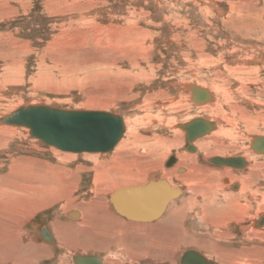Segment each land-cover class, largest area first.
I'll list each match as a JSON object with an SVG mask.
<instances>
[{
	"label": "rangeland",
	"instance_id": "374dc122",
	"mask_svg": "<svg viewBox=\"0 0 264 264\" xmlns=\"http://www.w3.org/2000/svg\"><path fill=\"white\" fill-rule=\"evenodd\" d=\"M262 46L264 48V0H0V118L25 106H48L69 111L107 112L126 118L131 116L137 120L142 118L141 122L142 120L145 122L144 116L148 114L145 110L147 105L145 100L148 96L154 101L157 100L150 105L151 111L156 113L157 106L162 100L166 102L168 98H177L178 95L185 97L188 94L180 86L183 82L191 80L193 77L191 72H198L193 73L196 79L193 77L191 81L203 80L209 83L213 78L210 74L211 69L218 66L214 64V60L219 56L222 55L225 65L232 62L239 64L238 57L243 51L247 52L246 56L252 55L255 59L262 60L263 56L259 51ZM232 49L238 50L239 53L230 55ZM258 75L264 78V69ZM226 82L229 90L234 92V98L240 103L241 100L236 96L238 91H235L239 88L238 83H233L230 78L226 79ZM258 87L251 85L248 88L257 94ZM255 94L252 97H257ZM257 99L261 104L264 103V96ZM241 103L243 105L238 104L240 108L238 105L235 106L239 113L244 109L246 117L259 119L256 129L260 133L249 134L246 137L248 139L264 137V106ZM170 109L173 112L174 108ZM162 112L166 114L167 110ZM179 112L177 117L185 115L184 112ZM198 117L205 118V114L200 113ZM139 131V137H152V133L148 131ZM155 133L156 136L162 135L161 139L169 138L167 141L171 142L167 143L172 146L167 148L169 154L165 159L163 154L167 150L157 155L151 153L148 155L147 151V156L141 160L133 157L135 152L136 155L141 154V150L140 152L127 148L120 153L117 149L114 150L115 148L109 153H65L43 145L30 135L27 128L0 126V184L4 183L3 180L13 179L18 171L24 173L21 176L33 177L34 182L31 184L35 189L37 187L35 191L26 193L27 195L23 196L25 198L21 197L29 202L24 203L20 208L21 212H15L19 206H16L15 202L11 203L9 197L7 199L13 209L3 206L0 209V233L3 232L0 235V264H74L72 259L77 255L103 258L102 254L96 252L101 244L95 239H83L82 236L88 235L80 234L75 228L69 233L71 240L74 244L77 242L80 246L77 248L81 249L74 248V252H67L64 255L56 248L57 244H50L41 238V228L45 227L50 231L49 229H52L50 224L56 225L62 232L63 228H60L57 222H68L70 225L73 224L72 226L79 223L63 218L66 216L64 213H61L60 217L59 215L55 217L57 213L55 211H63L64 206H71L70 202L65 203L58 198V194L67 186H75L71 198L79 199L76 201L77 204L81 201L84 203L94 201L97 188L105 189V192L101 191L100 198L107 203L108 190L114 184L110 185V182L114 181L117 188L123 187L126 186V180H134L136 176L138 180H146L145 182L169 179L175 188L190 189L188 181L185 183L181 179L166 178L164 175V172L173 166L178 165L180 168L176 163L172 167L165 166L168 159L177 156L176 151L189 154L186 151L188 142L185 134L172 133L167 129L163 132L156 129ZM128 135L131 137L130 133H126L122 141L128 140L131 143L133 138ZM211 136H205L203 140L207 141L212 138ZM214 143L209 147L210 152L206 154L200 151L194 157L199 171L205 173L199 177L206 178L210 173L212 179V176L217 177L222 173L224 176L222 178L228 181L223 183L225 193L237 194L231 190L229 192L228 189L239 184L242 181L241 176H249L251 166H248V169H230L210 164L204 158L210 155L242 157L249 153L254 160L263 163L264 155L252 154L246 140L235 147L225 144L227 146L225 148L219 146L217 142ZM193 145L197 149L198 143ZM191 163L188 162L190 165ZM121 164L133 166L130 173L107 174L108 169L120 167ZM243 170L244 172H239ZM97 173H101L102 176L100 184H96ZM104 175L107 179L103 177ZM34 177H46L45 190L40 187L41 180L38 181L37 178L36 182ZM235 177L238 178L237 182L233 180ZM248 178L250 180L244 182L246 185L243 183L248 190H241L245 196L237 198L233 206L229 204L231 209L226 210L228 212L232 211L234 206L249 205L244 222L241 223V227L236 226L234 222L229 225L228 233L235 236L230 238V241L223 243L216 241L221 249L222 247L229 249L227 250L229 256L219 251L220 249L213 253L215 249H212L209 241L207 245L202 243L204 247L201 249L193 245V241L188 246L181 243L182 238H187L192 231L194 238L206 237L197 226L198 221L196 223L192 220L193 214L186 208H182V211L174 209L170 223L161 225L165 217L169 216L173 205L180 203L175 202L169 206L163 219L161 218L158 228L147 227L145 230L138 228L140 232L128 229L129 246L124 249L125 253L122 252L123 258L127 260L124 264L132 262L130 258H133L134 254L130 251L137 255L136 264H178L181 255L189 249L204 254L216 264H230V258H233V264H243L246 258L257 262L256 264H264L262 242L264 234L254 236L248 229L251 220L255 218L251 216L258 211L264 212V166L254 177ZM202 182V179H196L195 186L206 187ZM229 182L234 183L228 187ZM18 183L24 184L23 181ZM38 188L44 192L40 194L42 190ZM226 196L218 198L221 200L219 202L225 203L223 200L232 199ZM104 207L109 209L110 206ZM110 208L112 210V206ZM111 223L115 224L113 221ZM242 227L247 228L244 234L240 231ZM91 230H94L93 226ZM105 230L109 233L106 231L104 234H110L112 237L111 231H115L116 227H105ZM248 232L253 235L250 240L245 238ZM117 234L116 231L114 236ZM134 236H143L144 239L139 242ZM155 241L159 243L155 244ZM29 243L31 244L28 245ZM85 249L87 251H84ZM171 260L175 263H170Z\"/></svg>",
	"mask_w": 264,
	"mask_h": 264
},
{
	"label": "bare ground",
	"instance_id": "6f19581e",
	"mask_svg": "<svg viewBox=\"0 0 264 264\" xmlns=\"http://www.w3.org/2000/svg\"><path fill=\"white\" fill-rule=\"evenodd\" d=\"M232 7H230V8H232ZM133 41H134V39H133ZM135 42H136V40H135ZM258 49H260V48H258ZM259 51H260V55L263 56L262 60H260L259 57H258L259 59H255V57H252V55H251V57L246 56L247 52L243 51V54H241L240 57L237 56L238 60H239V64L232 62V63H230L231 65L228 63H227V65H225L223 58H222V55L219 56L218 59L214 60V62H215L214 64L218 65V66L213 67L211 69V72L209 71L211 76H213L212 81L209 83H205V82H203V80H202V82L200 80L199 81H191L192 78L194 77L193 73L196 74L197 71H194L193 73L191 72V76H193L191 78V80H189L190 79L189 78L188 79L189 81L183 82L182 85L180 86L182 88V90L187 91L188 94L185 97L182 95H178L177 98L176 97L175 98L174 97L168 98L167 99L168 101H166V102L165 101L163 102V100H162L161 104L159 106H157L156 113H154L155 111H151L150 105L152 104V102H154V103H155V101L157 102V100L154 101V99H150V96H148L147 97L148 99L146 98V100H145V102L147 104L145 106V108H146L145 110L148 111V114H145V116H144V118L146 119L145 122H143V120L141 122L142 118L140 120H137V118L135 119V118H132L131 116H130L131 118L130 117L126 118L125 116H124L125 117L124 118L123 116L122 117L120 116V118L122 120L121 122L123 125V134H122V137L120 138V140L117 142V144L112 148V150L115 148L114 150L117 149L118 153L122 152L126 148L128 150L133 149V151L134 150H137V151L141 150L142 151L141 154L136 155V152H135V154L133 155L134 158L138 157L139 160H141L143 157L147 156L146 155L147 151H149L148 155L150 153L157 155V153L165 151V150H167V148H170L172 146V145L169 146L167 144V143H171V142L167 141L169 138L168 139H166V138L161 139L162 135L161 136L154 135L156 129H159V131H161V132H163L165 129H167L168 131L170 130L172 133L181 134V132H183L185 134L186 140L188 142V145L186 147V151L189 152V154L192 153L193 155L192 154L189 155V154H186L184 152L180 153V152L176 151L177 159H176V157H171L170 159H168L165 166L166 167H168V166L172 167V165L174 163H176V164H179L180 168L181 167L182 168L180 169L179 167H177L178 165L176 167L173 166L170 170L165 171L164 175L166 176V178L174 177L176 180L181 179L182 182L185 181V183L188 181L191 185L190 189L189 188H188V190L187 189H181L180 187L175 188L173 186V184H171V181H168L169 179H167V180L156 179V180H150V181L145 182L146 180L145 181L144 180H138L137 176L134 177V175L131 174L134 177V180H126L125 181L126 186H123V187L117 188L114 181L113 182L109 181L111 183V184L110 183L109 184L112 185L114 183L112 185V187L115 186L116 188H112V187L109 188V190H108L109 192H108V196H107L108 197L107 203H104V200H102L100 198L101 191H104L105 189H98L97 188V189H95L96 197L94 198V201H90L88 203H84L83 201H81V203L77 204L76 201H79V199L72 200V198H71L73 192L75 191V186L74 185L67 186L65 190L61 191V194H58L57 192L56 193L58 194V198L60 200H63L65 203L70 202L71 206H64L62 209L63 211H60V210L55 211V212H57L55 217H57V215H59L58 217H60L61 213H64V215H66V216L63 218H69L70 221H72V222L74 221L75 223L79 221V223L75 224V226H72L73 224L70 225L71 223L68 224V222L67 223H64L63 221L59 222V223L57 222L58 226L60 228H63L62 232H60V229H58L56 227V225L53 226L52 224H50V226L52 227L53 230L50 228L49 230L51 232L50 231H48V232L50 233V236L53 239V242L48 241V240H45V241H48L50 244H54V245L57 244L56 248L59 249V251L62 255H64L67 252L73 251L74 248L75 249H81V248H77V246L80 247L77 242H75V244H78V245L75 246L74 241L71 240V233H69V232H72L73 228H75V230L78 229L80 234L88 235V237L82 236L83 239L84 238H90L93 240L95 239L96 242L101 244L100 248H98L99 251L96 249V252L99 253V255L102 254L103 258H100L99 256L77 255L72 259L73 260L72 262L74 264H77L75 262V259L77 257H80V256L81 257H89L90 259L93 260L94 264L95 263L96 264H124V262H127V260L125 258H123L122 252L125 253L126 250L124 251V249L129 246L128 241H127L129 238L128 229H134L136 232H140L138 230V228L139 229L141 228V230H142V228L145 230L147 227H151L153 229L158 228L159 227L158 225H160V224L166 225V224L170 223V221L172 220L171 217H172L174 209H180L182 211V208H186V210L188 212H191L193 214L192 220L195 221L196 223L198 221V223H197L198 225L197 224L196 225L199 227V229L201 231L204 232V234H202V235H205L206 237H204V239L203 238L202 239L194 238V235L192 234V233H194V231H192L191 233H189L187 235L188 236L187 238H184V239L182 238L181 243L185 244V246H188V245H191V243L193 241V245H195V246L197 245L198 248H200V249L202 247H204L202 243H204L206 245L210 243L213 246L212 249L213 250L215 249V252L212 251L213 253H216L217 250L220 249L219 251H221L222 253L224 252V254H226V255L228 254L227 256H229V253H227V250H229V249L226 250V248H223V247L221 249L219 247L220 245L216 244V241H217V243L220 241L223 243L224 241H230V238L235 237L232 233H228L229 225L234 222V224L236 226L241 227V223L244 222V217H246L245 215L248 212L249 205L246 207L245 206H234L233 207L234 209L232 211L230 210L231 214H230V211L226 212V210L231 209V207H229V204H230V206H233V202L234 201L237 202V198L242 197L244 195V194H242L241 190H244V191L248 190V188L243 186V183L250 180L248 177H252V176L254 177L256 175V173L259 172L263 168L264 162L261 163V162L257 161L256 159L254 160L253 157L249 153H246V156H242V157L241 156H234V155H231V156H226V155H215V156L212 155L211 156L210 155V156H207L206 158H204V160H206L210 164L220 166V167H228L230 169L232 168V169L241 170L244 168L248 169L251 166L250 167L251 170H249L250 171L249 176L243 177L240 175L242 177V181L239 180L240 181L239 184L232 185L231 188H229V189L226 188V190L228 189L229 192H231V191H234L235 193L237 192V194H238L237 195V194H233V193L232 194H226L225 193V189H224L225 186L223 183H228V181L226 179L222 178L224 176L220 172H219L220 174L217 175V177L212 176V179L209 176L210 173L206 176V178H204L203 176L199 177L200 174H205V173L204 172L202 173L199 171V167H197V165H196L197 163L194 161V157H196L200 153V151H203L206 154L208 152H210L211 149L209 147L211 144H215L214 142L219 143V146H222L225 148V147H227V146H225V144H228L231 147H235L236 144L239 145L238 143H241V142L243 143V141H245V140H246V142L248 141V148L250 149V152H252V154L259 155V156L264 155V137H253L251 139H248L246 137L249 134L260 133L256 129V127L258 126L257 121L259 119L258 118H250L251 116L246 117L244 114V112H245L244 109H243L244 112L242 111L241 113H239L240 111H237L235 108V106H237L238 104L243 105L241 102H243V103L245 102V104L247 103L248 105L249 104L250 105L255 104V106H257V107L264 106V103L261 104L259 99H257L261 96H264V78L259 77V75H258L259 72H261V70L264 69V48H263V46ZM238 53H239L238 50L236 51L235 49H232L230 55L238 54ZM240 53H241V51H240ZM244 62H246V64H241ZM206 63H208V62H206ZM211 63L213 64L212 61H211ZM252 64L253 65L255 64V65L253 66ZM208 67H209V65H208ZM222 67H223V71L221 72ZM194 68H196V67H194ZM208 70H210V69H208ZM197 74H198V72H197ZM206 74L208 75V73H206ZM225 78L226 79L230 78L233 81V83L234 82L238 83L239 88L236 89L235 91L236 92L238 91L236 96L241 100L240 103L237 102L238 99L234 98V96H233L234 92L229 90V87H228V84H227ZM193 79L195 80L196 77H194ZM245 83H247L250 86L251 85L259 86L258 89H256V90H258L256 92L257 94H255L253 91L252 92L249 91L250 88H248V87H250V86L246 85ZM210 89H211V91H213V93L210 91ZM254 94L257 97H255V96L252 97V95H254ZM156 97H157V95H156ZM150 100H153V101H150ZM190 102H192L193 105ZM25 107H22V108H25ZM27 107H37V106H27ZM42 107H48V106H42ZM171 107L174 108V109H172L173 112H171V109H170ZM238 107L240 108L239 105H238ZM18 109H20V108H18ZM162 110L163 111L167 110L166 114H163L164 112L161 113ZM15 111H13L12 113H14ZM67 111H69V110H67ZM179 111H181V113L182 112L185 113V115L181 118L177 117V113ZM88 112H95V111H88ZM200 113L205 114L206 119L202 118V117H198V114H200ZM194 114H196V115H194ZM9 115L10 114H8L7 116H9ZM238 115H239V117H238ZM7 116L0 118V126H3V127L7 126V125H4L1 121V120H3V118H6ZM194 123H197L199 125L198 129L194 130V128H195L193 126ZM263 123H264V120H263ZM139 130L146 131V132L148 131V132L152 133V137L151 138L139 137L138 136V132H140ZM29 133H30V130H29ZM126 133H130L131 137L129 135L128 136L130 138H133V141L131 143L128 142V140L122 141L123 137L125 136ZM190 133H192L191 138H189ZM208 135H212L211 136L212 138H210L209 140L207 139V141L203 140L205 138V136H208ZM173 137H175V136H173ZM38 141L41 142L40 140H38ZM150 142H152V143H150ZM194 143H198L197 149L194 148V145H193ZM47 147H52V146H47ZM52 148H55V147H52ZM173 148L176 149L177 146H173ZM55 149H57V148H55ZM57 150H60V149H57ZM112 150H110V151H112ZM60 151H62V150H60ZM110 151L105 152V153H109ZM168 151L169 150H167V152L165 151L166 152L165 154L162 153L164 155L163 159H165L168 156V154H169ZM62 152L70 153V154H86V153H88V152L75 153V152H71V151H62ZM91 153H97V152H91ZM215 153H216V151H215ZM158 155H160V154H158ZM116 158H117V156H116ZM218 159L225 160V161L228 159H231V160L236 161L237 165L235 167L229 166V165L225 164L224 162H223V164H220L216 161ZM214 161L216 162V164L213 163ZM188 162H192L191 165L188 164ZM130 164H131V162H130ZM240 164H243V165L238 167ZM131 167H133V166H131V165L125 166L124 164H121L120 167L110 168L106 172L109 175L112 174V172H113V175L114 174H121L123 172V174L125 175V174L130 173ZM16 171L17 170H15V172ZM239 172L242 173V172H244V170L239 171ZM101 173H102V171H101ZM101 173H97V176L95 178L96 184L99 183V181L102 177ZM21 174H24V173H19L17 171L13 179L9 178V181L3 180L2 182H4V183L0 184V190L2 189V191L0 192V197H1L0 209L2 206L8 207V209H11V208L13 209V206H11V204H9V199H7L9 197L11 199L10 201H12L11 203L15 202L16 206H19L15 212H18V211L21 212L20 208L27 201V200L21 199V197H23L29 191H32V190L35 191L37 189V187L35 189V186L33 187L31 184L34 182L33 177H29L28 175L21 176ZM103 177H105V175ZM107 177H109V176L107 175ZM237 177H235L233 179L236 182L238 181ZM37 178H38V181L41 180V182H42V185L40 187H42V189L45 190L46 185L44 186V184H45L46 177H36V178L34 177V180L36 182H37V180H36ZM105 179H107V178L105 177ZM108 179L110 180V178H108ZM196 179H198V180L202 179L203 182L205 183L206 187H196L195 186ZM207 179H209V180L206 182ZM118 180L120 181L121 179H118ZM22 181L24 184L18 183V182L21 183ZM121 182H123V181L121 180ZM100 183H101V181H100ZM232 183H234V182H232ZM232 183H230L228 187H230V185ZM193 184H194V186H193ZM244 185H246V184L244 183ZM187 186H185V187H187ZM38 189L42 190L41 188H38ZM43 190L40 191V194H41V192H44ZM30 193H33V192H30ZM35 193H34V195H35ZM45 193H43V194H45ZM187 194H188V196H187ZM226 195L230 196L232 199H226V200H223V202L226 201L225 203H220L221 200L218 198H224L223 196H226ZM250 197L252 198V196H250ZM23 198H25V197H23ZM226 198H227V196H226ZM101 200H102V202H101ZM175 202H180V203H178L177 205H173L172 209L169 212V216L167 215L165 217V219L160 224H158L161 221V218L163 217V215H165V213L170 208L169 206H172V204ZM104 206H107V208L109 206L110 207L112 206L113 211L111 210L110 207H109V209H106V207H104ZM198 206H202V207L199 208ZM227 206L229 208H227ZM24 207L30 208V206H24ZM14 208H15V206H14ZM22 209H24V208H22ZM258 212H260V211H258ZM258 212L254 216H251L252 218L255 217V218H253V220H251V218L249 217L251 222L249 224L248 229H250V231L252 232V234L254 236H259V233H261L263 236V234H264V221H263L264 212H262V213H258ZM121 217L125 218L126 220L121 218ZM104 219H106V220H104ZM111 221H113L115 224L112 225ZM89 225H91V227L93 226L94 230H91V227H89ZM109 226L116 227L115 231H113V230L111 231V234L113 236H114L116 231L118 233L116 236H114L113 239H112L113 236L111 237L110 234L109 235L104 234L107 231V230H105V227H109ZM245 229L247 230V228H245V227L240 228V231L242 234L246 233ZM107 232L109 233V231H107ZM2 233L3 232H1L0 235ZM248 233H247V236L245 237L246 240L247 239L250 240L251 237L253 236L252 234H250V232H248ZM145 234H147V233H145ZM150 234H151V232H149V235ZM40 236H41V230H40ZM134 238L139 240V242L140 241L142 242V240L144 239L143 236L142 237L134 236ZM216 238H217V240H216ZM257 238L259 239V237H257ZM81 239L82 238H80V240ZM73 240H74V238H73ZM76 241H77V239H76ZM178 241H180V240H178ZM208 241H209V243H208ZM262 242H264L263 239H262ZM156 243H159V242L155 241V244ZM178 243L180 244V242H178ZM30 244L31 243H29L28 245H30ZM170 246H172V245H170ZM98 247H99V245H98ZM155 247H157V246H155ZM173 248H174V245H173ZM154 249L156 250L157 248H154ZM84 251H87V250L85 249ZM188 251H195L196 253H199V255H201L206 260V264H216L215 261H213L212 259H209L204 254H201L200 252H198L196 250H193V249L190 250L189 249L186 252H188ZM130 252L132 254H134V257L132 256L133 258H130L131 256L129 255L130 261H132V262H129V264H131V263L136 264L135 261L137 259V255L133 251H130ZM186 252H184L181 255L180 261H181L182 256ZM127 257H128V255H127ZM180 261L178 264H181ZM170 263H175V262H174V260H171ZM229 263L233 264V258H230ZM253 263L256 264L257 262L252 261L250 258L249 259L246 258L243 260V264H253Z\"/></svg>",
	"mask_w": 264,
	"mask_h": 264
},
{
	"label": "water",
	"instance_id": "95a60500",
	"mask_svg": "<svg viewBox=\"0 0 264 264\" xmlns=\"http://www.w3.org/2000/svg\"><path fill=\"white\" fill-rule=\"evenodd\" d=\"M1 121L4 125L29 129L30 135L46 146L75 153L108 152L123 134L120 116L98 111H67L42 106L25 107L16 110ZM193 126L194 130L199 128L197 123ZM191 137L192 133L189 134V138ZM216 161L234 167L237 165V162L231 159ZM213 163L216 164L215 161ZM41 238L53 242L45 227L41 229ZM75 262L94 264L89 257L81 256L77 257ZM180 263L206 264V260L199 253L188 251L182 256Z\"/></svg>",
	"mask_w": 264,
	"mask_h": 264
}]
</instances>
